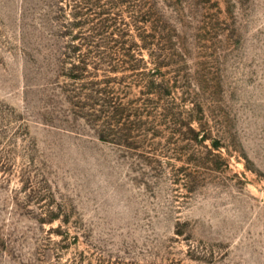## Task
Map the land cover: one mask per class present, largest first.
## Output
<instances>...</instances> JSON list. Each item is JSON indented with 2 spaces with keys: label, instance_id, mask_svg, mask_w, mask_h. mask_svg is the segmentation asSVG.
<instances>
[{
  "label": "rangeland",
  "instance_id": "374dc122",
  "mask_svg": "<svg viewBox=\"0 0 264 264\" xmlns=\"http://www.w3.org/2000/svg\"><path fill=\"white\" fill-rule=\"evenodd\" d=\"M0 264H264V0H0Z\"/></svg>",
  "mask_w": 264,
  "mask_h": 264
}]
</instances>
